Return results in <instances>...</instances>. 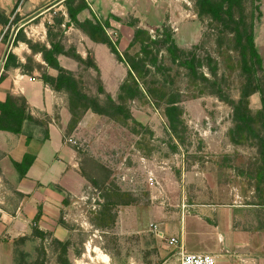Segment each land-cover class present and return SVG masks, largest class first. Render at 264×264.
I'll list each match as a JSON object with an SVG mask.
<instances>
[{
  "label": "rangeland",
  "instance_id": "rangeland-1",
  "mask_svg": "<svg viewBox=\"0 0 264 264\" xmlns=\"http://www.w3.org/2000/svg\"><path fill=\"white\" fill-rule=\"evenodd\" d=\"M98 6L93 21L103 25L119 58L104 43L96 46V57L87 48L96 70L81 62L75 35L66 34L64 24L53 28L52 36L69 45L60 62L78 89L104 108L100 114L86 107L87 101L66 96L74 108L66 140L84 156L86 188L68 196L61 232L32 224L20 238L6 239L7 264H113L117 255L146 251L149 239L118 234L116 223V205L133 204L138 192L142 200L165 203L185 188L196 200L252 204L264 226V76L248 40L251 35L255 46L264 45V0H100ZM33 33L28 39L49 46L47 33ZM167 42L177 47V60ZM30 50L25 68L47 72L36 60L41 54ZM185 59L193 61L197 77L178 62ZM172 102L173 125L166 111ZM17 103L26 108L25 101ZM234 104L249 117L247 123L235 119ZM58 237L68 241L66 249Z\"/></svg>",
  "mask_w": 264,
  "mask_h": 264
},
{
  "label": "crops",
  "instance_id": "crops-1",
  "mask_svg": "<svg viewBox=\"0 0 264 264\" xmlns=\"http://www.w3.org/2000/svg\"><path fill=\"white\" fill-rule=\"evenodd\" d=\"M64 3V0H0V13L7 18L6 23L0 22V59L7 44L3 42L7 30L10 37L13 27L25 21L20 26L25 36L37 31L42 37V33H46L45 23H52L54 14L61 8L65 10L60 15L68 20ZM84 3L86 7L78 12L77 19L93 20L100 0H85ZM48 5L51 6L36 14ZM66 29V34L75 35L73 45L82 58H86L87 48L96 57L95 51L103 47L100 42L93 44L86 34L77 33L72 24ZM61 44L65 50L69 46L66 40ZM256 46L264 70V45ZM10 52L22 64H26L32 53L23 41L18 47L12 43ZM40 56L36 60L47 67L48 73L55 74ZM58 60L62 65L60 56ZM2 73L0 102L5 101L7 94L21 97L26 102L24 116H20V131L14 133L0 129V264H7L4 249L9 237L25 235L32 224L52 225L54 230L61 232V210L68 203V196L80 194L86 188L87 177L80 167L84 156L67 142L69 138L66 140L65 131L71 120L67 94L52 89L35 68L31 71L11 66L3 68ZM26 153L31 157L27 161V170L16 168L13 162L20 163ZM140 195V192L136 193L133 204L116 205L120 206L116 211V223L118 234L134 235L139 242L146 237L149 246L142 253L132 251L117 255L113 264H179L174 249L166 240L155 236L152 223H156L166 236L180 237L188 252L215 254L218 264H264V226L253 215L254 205L196 200L187 197L185 188L180 197H173L165 203L151 197L142 200ZM39 207L41 216L36 223L34 217Z\"/></svg>",
  "mask_w": 264,
  "mask_h": 264
},
{
  "label": "trees",
  "instance_id": "trees-1",
  "mask_svg": "<svg viewBox=\"0 0 264 264\" xmlns=\"http://www.w3.org/2000/svg\"><path fill=\"white\" fill-rule=\"evenodd\" d=\"M74 0H64L65 5H66V10L68 13V20L64 23L63 22V17L60 15L54 16L53 17V22L52 23H45L46 27V33H47V39H48V44H39L32 42L30 39H28L23 30L20 28L14 38L13 44L15 45L18 41H23L25 42L28 47L32 49V51L39 52L41 54L42 60L46 63L48 67L51 69L55 70V74H50L46 71L41 73V79L48 84L52 89L56 91H64L67 93V96L69 100H83L87 101L89 104H86V107L92 108L95 112L97 113H104V108L99 105L96 99L89 97L86 93L81 92L78 87H77V81L75 79V76L73 75L72 72L66 70L58 60V56L60 54L64 53V48L59 40H55L52 38L53 36V28L56 26H60L64 24L65 26H68L70 24L80 27L82 30H84L87 35L93 39L96 40L100 43L107 44V46L110 48V51L114 53L117 57L118 52L114 44L110 42L109 39H107L106 36H104V29L103 25L98 22V21H93L90 19H85L83 21H79L77 19V14L79 11H81L83 8L86 7L85 3H80L77 5H74L73 3ZM232 1V0H230ZM237 2H240L241 0H235ZM209 9L212 10L213 12H217L216 7L214 5H210ZM0 22L1 23H6L7 18L5 15L0 13ZM96 36H100V39H95ZM9 37V30H7L4 33V39L7 40ZM249 40V47L251 50V54L254 56L260 71L263 73L264 76V70L262 68V60L259 52L257 51V48L255 46L253 37L250 35L248 37ZM167 50L171 54L173 60H177V55H176V46L171 43L167 42ZM80 58V57H79ZM119 58V57H118ZM81 62L85 63L86 65L94 67V69L98 70L97 65L93 62L90 61L88 58L85 59H80ZM180 62V65L184 66L185 68L188 69L189 73L193 77H197V73L195 71V67L193 64V61L191 59H185L183 61H178ZM21 67L25 69V64H22L18 59L17 56L13 52H9L6 61L4 63V69H7L9 67ZM3 77V73L0 78ZM101 89V87H100ZM260 102H261V112L263 115V124H264V87L261 90L260 89ZM22 100L24 101L23 98L21 97H15L11 94H7V97L5 101L0 102V129L2 130H7L10 132L17 133L20 131V126L22 124V118L20 117L21 115L24 116V106L23 104H18L17 101ZM233 104V103H232ZM111 108L121 111V107L119 105H115L114 103H110ZM70 110H73L74 108H71L69 106ZM175 110H176V105L172 102L169 106H167L166 111L169 115L170 118V124L173 125V122H176L177 119H175ZM234 116L235 119L238 120V122L242 123H247L248 122V116L244 115V113H241L238 106L234 104ZM4 120L3 123L1 120ZM29 139V136H27ZM263 141V153H264V139ZM29 154H25L23 160L20 163L13 162L14 166L16 168L23 167L24 170H27L29 162L28 159H30ZM103 207H106V209H109V205L104 204ZM41 216V208L39 207L37 210V213L34 217V221L37 223L38 220L40 219ZM37 225V224H36ZM38 235L43 238L44 233L39 230L38 228ZM20 238V237H18ZM63 249L67 248L68 241H61L59 239H55Z\"/></svg>",
  "mask_w": 264,
  "mask_h": 264
},
{
  "label": "built area",
  "instance_id": "built-area-1",
  "mask_svg": "<svg viewBox=\"0 0 264 264\" xmlns=\"http://www.w3.org/2000/svg\"><path fill=\"white\" fill-rule=\"evenodd\" d=\"M71 141V139H69ZM149 181L155 183V179L149 175ZM155 236L159 239L166 240L174 249L178 257L179 264H218L215 254L211 253H191L186 251L180 237L166 236L156 223L151 224Z\"/></svg>",
  "mask_w": 264,
  "mask_h": 264
},
{
  "label": "water",
  "instance_id": "water-1",
  "mask_svg": "<svg viewBox=\"0 0 264 264\" xmlns=\"http://www.w3.org/2000/svg\"><path fill=\"white\" fill-rule=\"evenodd\" d=\"M50 6H51V5H48V6L44 7L43 9L37 11L36 14L41 13L42 11L46 10L47 8H49ZM24 22H25V21H22V22L17 23V24L13 27V29H12V33H11V35H10L8 41H7V44H6L5 50H4L3 55H2V57H1V59H0V75H1V73H2V71H3L4 63H5L6 58H7L8 54H9V52H10V49H11L12 43H13V41H14V38H15V36H16V33H17L18 29L20 28V26H21Z\"/></svg>",
  "mask_w": 264,
  "mask_h": 264
}]
</instances>
